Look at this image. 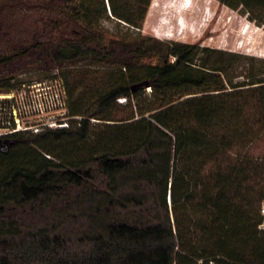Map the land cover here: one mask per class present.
<instances>
[{
	"label": "trees",
	"instance_id": "1",
	"mask_svg": "<svg viewBox=\"0 0 264 264\" xmlns=\"http://www.w3.org/2000/svg\"><path fill=\"white\" fill-rule=\"evenodd\" d=\"M218 1L264 25V0ZM150 3L0 0L34 15L0 65L58 78L81 117L0 151V264H264V76L140 33Z\"/></svg>",
	"mask_w": 264,
	"mask_h": 264
},
{
	"label": "rangeland",
	"instance_id": "2",
	"mask_svg": "<svg viewBox=\"0 0 264 264\" xmlns=\"http://www.w3.org/2000/svg\"><path fill=\"white\" fill-rule=\"evenodd\" d=\"M7 8L0 11V54L10 53L27 44L33 33V10L21 6ZM103 23L110 31H125L115 20ZM139 32L163 41L198 43L199 47L219 50L229 66L227 74L234 80L264 76V25L250 20L240 8L232 9L218 0H151ZM84 63L89 62L75 61L72 65ZM30 65L22 70H13L14 65H0V81L13 75L26 80L25 84L58 80L43 78L44 71ZM22 84L11 89L15 95ZM6 92L0 91V94Z\"/></svg>",
	"mask_w": 264,
	"mask_h": 264
},
{
	"label": "built area",
	"instance_id": "3",
	"mask_svg": "<svg viewBox=\"0 0 264 264\" xmlns=\"http://www.w3.org/2000/svg\"><path fill=\"white\" fill-rule=\"evenodd\" d=\"M1 95L0 138L21 131L37 133L80 124L81 117L68 112L65 89L59 80L23 83L17 95L13 90ZM260 211L264 214V202Z\"/></svg>",
	"mask_w": 264,
	"mask_h": 264
},
{
	"label": "water",
	"instance_id": "4",
	"mask_svg": "<svg viewBox=\"0 0 264 264\" xmlns=\"http://www.w3.org/2000/svg\"><path fill=\"white\" fill-rule=\"evenodd\" d=\"M12 140H4L0 141V151L2 153H6L8 151L9 145L12 144Z\"/></svg>",
	"mask_w": 264,
	"mask_h": 264
},
{
	"label": "flooded vegetation",
	"instance_id": "5",
	"mask_svg": "<svg viewBox=\"0 0 264 264\" xmlns=\"http://www.w3.org/2000/svg\"><path fill=\"white\" fill-rule=\"evenodd\" d=\"M18 87H20V86H18ZM4 140H12L14 142L13 138L10 135L0 138V141H4Z\"/></svg>",
	"mask_w": 264,
	"mask_h": 264
},
{
	"label": "bare ground",
	"instance_id": "6",
	"mask_svg": "<svg viewBox=\"0 0 264 264\" xmlns=\"http://www.w3.org/2000/svg\"><path fill=\"white\" fill-rule=\"evenodd\" d=\"M181 6V5H180ZM186 6V3L184 4V5H182L181 7L183 8V7H185ZM185 9V8H184ZM179 10V9H178ZM183 10V9H182ZM177 11V10H176ZM178 13V12H177ZM166 21V20H165ZM168 22V21H167ZM166 23V22H165ZM168 24V23H167ZM179 24V23H178ZM180 25H181V23H180ZM179 25V26H180Z\"/></svg>",
	"mask_w": 264,
	"mask_h": 264
}]
</instances>
